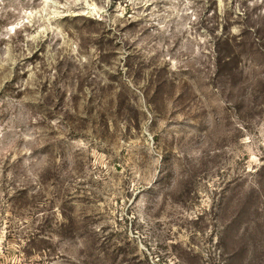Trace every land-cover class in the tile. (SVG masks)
<instances>
[{
	"label": "rangeland",
	"instance_id": "obj_1",
	"mask_svg": "<svg viewBox=\"0 0 264 264\" xmlns=\"http://www.w3.org/2000/svg\"><path fill=\"white\" fill-rule=\"evenodd\" d=\"M0 264H264V0H0Z\"/></svg>",
	"mask_w": 264,
	"mask_h": 264
}]
</instances>
